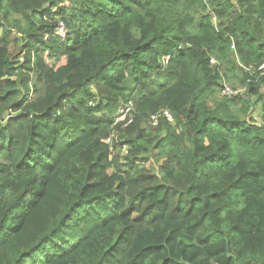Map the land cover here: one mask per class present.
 Here are the masks:
<instances>
[{
  "label": "trees",
  "instance_id": "obj_1",
  "mask_svg": "<svg viewBox=\"0 0 264 264\" xmlns=\"http://www.w3.org/2000/svg\"><path fill=\"white\" fill-rule=\"evenodd\" d=\"M263 63L264 0H0V264H264Z\"/></svg>",
  "mask_w": 264,
  "mask_h": 264
},
{
  "label": "built area",
  "instance_id": "obj_2",
  "mask_svg": "<svg viewBox=\"0 0 264 264\" xmlns=\"http://www.w3.org/2000/svg\"><path fill=\"white\" fill-rule=\"evenodd\" d=\"M57 33L61 37H64L65 36L66 30H65V26H64V24L62 22H60V24H59V26L57 28ZM212 62L214 63V60H212ZM260 69H262L264 71V63H263V65H261ZM221 91L225 95H232V94H236L240 90H234L231 86L224 85L222 87V90ZM127 111H129V108L127 109ZM126 116H127V113H124V115H122L121 117H119V120H123ZM163 116L166 117L170 121H173L174 120L172 114L169 111H167V110H164L163 111ZM152 120H153V124L154 125L157 124L158 116H152ZM106 142L107 143H110V139H107ZM124 153H127L126 149H124Z\"/></svg>",
  "mask_w": 264,
  "mask_h": 264
},
{
  "label": "rangeland",
  "instance_id": "obj_3",
  "mask_svg": "<svg viewBox=\"0 0 264 264\" xmlns=\"http://www.w3.org/2000/svg\"><path fill=\"white\" fill-rule=\"evenodd\" d=\"M229 86H235V84H233V82L231 83V82H229V83H227ZM259 113H258V111H256L255 113H254V117L256 118V119H259V115H258ZM153 163V166L151 165V163H148L147 165H149L150 167H152L153 168V170L154 171H156L157 173H158V171H159V168H158V165L154 162V161H152Z\"/></svg>",
  "mask_w": 264,
  "mask_h": 264
}]
</instances>
